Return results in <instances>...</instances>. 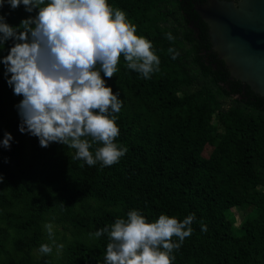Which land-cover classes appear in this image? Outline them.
I'll return each instance as SVG.
<instances>
[{"label":"trees","instance_id":"trees-1","mask_svg":"<svg viewBox=\"0 0 264 264\" xmlns=\"http://www.w3.org/2000/svg\"><path fill=\"white\" fill-rule=\"evenodd\" d=\"M109 3L127 14L161 60L150 79L127 69L123 57L118 72L104 77L122 100L114 114L116 142L127 152L118 163L88 166L72 159L75 150L66 145L41 147L37 137L21 133L16 105L22 96L0 63V141L5 133L13 137L10 148L0 145V264H105L108 235L90 233L131 210L149 222L161 214L179 220L195 214L172 264H264L263 99L230 78L217 55L200 53L210 48L201 43L206 25L196 36L181 17L183 0ZM37 12L23 4L0 9L13 27ZM15 42H5L0 59ZM170 47L179 52L175 60ZM47 223L71 228L60 258L45 240ZM43 243L52 253H40Z\"/></svg>","mask_w":264,"mask_h":264},{"label":"clouds","instance_id":"clouds-1","mask_svg":"<svg viewBox=\"0 0 264 264\" xmlns=\"http://www.w3.org/2000/svg\"><path fill=\"white\" fill-rule=\"evenodd\" d=\"M5 3L12 9L23 4L29 13L38 9L17 27L0 15V48L9 39L16 41L0 63L4 75L10 74L7 83L14 94L22 96L16 105L19 131L37 137L41 147L57 142L74 149L72 159L88 166L118 163L127 152L116 142L120 128L114 114L121 111L122 100L104 77L110 79L118 72L123 57L127 69L150 79L161 64L152 42L138 35L127 14L109 0H0V9ZM165 36L175 39L171 32ZM168 53L173 60L179 55L173 47ZM12 139L11 133H5L0 145L10 148ZM194 219L195 214L183 220L161 214L149 222L131 210L126 219L117 218L110 227L90 235L99 238L107 233L105 264H172V253L192 234ZM45 228L54 244L53 225L47 223ZM39 251L50 254L53 248L43 243Z\"/></svg>","mask_w":264,"mask_h":264},{"label":"water","instance_id":"water-1","mask_svg":"<svg viewBox=\"0 0 264 264\" xmlns=\"http://www.w3.org/2000/svg\"><path fill=\"white\" fill-rule=\"evenodd\" d=\"M195 10L229 77L248 85L264 101V0H208Z\"/></svg>","mask_w":264,"mask_h":264},{"label":"flooded vegetation","instance_id":"flooded-vegetation-1","mask_svg":"<svg viewBox=\"0 0 264 264\" xmlns=\"http://www.w3.org/2000/svg\"><path fill=\"white\" fill-rule=\"evenodd\" d=\"M183 1L184 3L180 7L181 17L188 23L189 26L192 27L193 31L196 33V36H199V33L202 32L203 27L204 25H206V23L203 21L200 14L195 10V6L204 5L208 2V0H183ZM234 1H237V0H234ZM207 30L208 28L206 25L205 31H206L207 41L205 42L202 40L201 43L203 42L206 44L209 43V37H208ZM202 46H204V44ZM206 52H207L206 58H208V55H212V54L216 55V53L211 49V47L207 50L205 49H202V51L200 50V53L202 54L204 53L206 54ZM213 64L215 65L214 62Z\"/></svg>","mask_w":264,"mask_h":264},{"label":"rangeland","instance_id":"rangeland-1","mask_svg":"<svg viewBox=\"0 0 264 264\" xmlns=\"http://www.w3.org/2000/svg\"><path fill=\"white\" fill-rule=\"evenodd\" d=\"M233 211L236 214L237 222H239L240 221L239 211H236L234 209ZM52 225H53V233H54L53 239L55 240V243L53 244L52 240L49 239L48 235H46L45 240L53 245L54 256L60 258L63 255V249L65 247V244L67 243V241L65 240L71 237V228H63L61 225L55 223H53ZM58 245H63V247L58 248L57 247ZM36 253L38 252L36 251Z\"/></svg>","mask_w":264,"mask_h":264}]
</instances>
